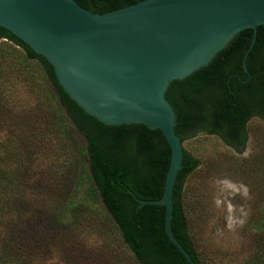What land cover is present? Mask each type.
Masks as SVG:
<instances>
[{
	"label": "trees",
	"instance_id": "trees-1",
	"mask_svg": "<svg viewBox=\"0 0 264 264\" xmlns=\"http://www.w3.org/2000/svg\"><path fill=\"white\" fill-rule=\"evenodd\" d=\"M74 1L101 13L138 0ZM251 37L249 27L236 31L205 64L168 82L164 97L181 142L203 132L241 150L248 119L264 118V25H256L243 66ZM0 57L25 76L38 71L47 85L33 127L0 103V129L9 133L0 139V264H188L165 235L163 205H139L127 192L140 199L161 196L170 151L160 130L105 124L87 114L62 90L48 61L2 27ZM38 135L53 146V160L44 168L34 163L30 145L39 143ZM196 164L182 147L170 228L194 263L203 264L181 205L184 180ZM106 223L123 252L106 240ZM255 228L256 247L241 264H264V209ZM90 236L100 243L87 245Z\"/></svg>",
	"mask_w": 264,
	"mask_h": 264
},
{
	"label": "water",
	"instance_id": "water-1",
	"mask_svg": "<svg viewBox=\"0 0 264 264\" xmlns=\"http://www.w3.org/2000/svg\"><path fill=\"white\" fill-rule=\"evenodd\" d=\"M264 25V0H138L105 12L74 0H0V27L41 55L62 90L105 124L157 128L169 146L162 193L138 204L164 207L163 228L188 264H195L170 228L172 186L182 146L168 82L205 64L238 30Z\"/></svg>",
	"mask_w": 264,
	"mask_h": 264
},
{
	"label": "rangeland",
	"instance_id": "rangeland-1",
	"mask_svg": "<svg viewBox=\"0 0 264 264\" xmlns=\"http://www.w3.org/2000/svg\"><path fill=\"white\" fill-rule=\"evenodd\" d=\"M33 74L31 78L11 70L0 57V103L20 123L26 120L32 127L38 124L33 120L35 105L47 88L40 73ZM245 128L247 136L241 150L203 132L181 142L197 159L184 180L181 205L188 217L191 241L203 264H241L257 244L255 226L264 209V118L250 117ZM7 135V129H0V139ZM38 138L35 147L30 145L36 152L34 163L44 168L53 160V146L47 138ZM76 139L82 143L80 137ZM105 229L109 245L123 252L114 228L106 223ZM85 242L90 246L100 243L94 236Z\"/></svg>",
	"mask_w": 264,
	"mask_h": 264
}]
</instances>
